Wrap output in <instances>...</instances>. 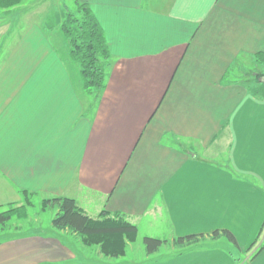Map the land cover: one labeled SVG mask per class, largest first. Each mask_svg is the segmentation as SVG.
I'll use <instances>...</instances> for the list:
<instances>
[{"label":"crops","instance_id":"0c3cea01","mask_svg":"<svg viewBox=\"0 0 264 264\" xmlns=\"http://www.w3.org/2000/svg\"><path fill=\"white\" fill-rule=\"evenodd\" d=\"M79 1L110 50L96 97L82 92L62 8L18 31L10 12L0 21V210L23 190L69 197L165 242L227 230L231 245L179 250L264 264V243L251 250L264 223V0ZM70 235L0 237V264H116L77 261Z\"/></svg>","mask_w":264,"mask_h":264},{"label":"trees","instance_id":"16d2710c","mask_svg":"<svg viewBox=\"0 0 264 264\" xmlns=\"http://www.w3.org/2000/svg\"><path fill=\"white\" fill-rule=\"evenodd\" d=\"M22 0H0V9H8ZM61 33L69 46L70 60L78 67L82 92L96 97L104 87L105 60L110 56L104 32L86 2L79 1L76 12H69L60 25ZM34 193L22 191L23 203L0 210V229L13 216L22 218L28 207L33 206ZM52 206L56 213L51 225L77 236L84 245H97L107 257L125 255L128 243L136 241L138 230L126 214L102 210L96 216L89 215L72 198L53 196L43 198L42 209ZM217 233V231H215ZM227 237L233 236L223 230ZM164 242L159 238L144 237L148 253L154 252Z\"/></svg>","mask_w":264,"mask_h":264},{"label":"rangeland","instance_id":"374dc122","mask_svg":"<svg viewBox=\"0 0 264 264\" xmlns=\"http://www.w3.org/2000/svg\"><path fill=\"white\" fill-rule=\"evenodd\" d=\"M78 2L79 0H22L21 2L10 6L8 9H0V21L6 16L4 12H10L6 16L9 18L7 22L12 25V28L14 29L13 31H18L17 27L20 26L19 24L22 19V22L24 23L27 18L33 20L46 18L45 21L50 23L51 21H55L58 17H60L59 12L61 11V8L63 13L62 16L64 19L67 13L76 12ZM62 4H65L66 6H62ZM17 13H20L19 16H17ZM260 79L264 80V77H260ZM205 159H209V157ZM256 159H259V157H256ZM56 211V208L52 206H49L46 209H42L41 198L35 197V199L33 198V206L27 208L26 215L24 217L19 218L13 216L10 220L7 221L6 226L2 230H0V237H6L10 234L22 233L27 230L49 234L51 233V230L54 229L51 225V220L54 217ZM262 224V228L258 229L255 236L253 237L251 246H255H253L254 248L251 247V250L255 248L257 249L260 243H264V223ZM144 237L146 236L144 232L141 231L136 241L128 244L129 246H127L124 256L119 258L109 257L108 259H106L105 257H99V250L97 245H84L81 243L78 237L74 238L71 237V235L67 238V240L74 247L76 260L79 262L102 263V258H104L103 260L114 262L116 264H151L153 262L155 263V261L167 262L169 261L167 260L168 258L173 259L175 257H177L175 258L177 261V263L175 264H182L183 262L185 264H212V262L208 261V257L214 260V262L218 261V259L214 257L213 253L201 252L199 255L197 251L192 252L187 250L185 252H182V248L178 245H189L188 243H190V245H193L195 242L192 241H199L202 242V244H208L212 247H215L218 244L231 245L230 242L225 238V235L222 237V239L224 238L223 242H221L222 239L220 241H216L215 239L200 240V238L195 239L196 236L182 237L178 235L165 242L164 238L147 235V237H154L164 240V242L158 247L156 251L148 253L144 243ZM225 242H227L228 244ZM174 243L176 244V246L174 248L170 247V244ZM179 249L182 251H180Z\"/></svg>","mask_w":264,"mask_h":264}]
</instances>
